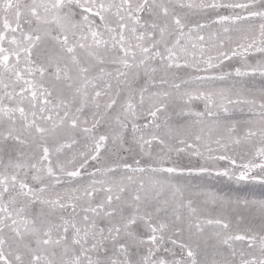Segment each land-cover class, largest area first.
Returning <instances> with one entry per match:
<instances>
[{
    "label": "rangeland",
    "instance_id": "rangeland-1",
    "mask_svg": "<svg viewBox=\"0 0 264 264\" xmlns=\"http://www.w3.org/2000/svg\"><path fill=\"white\" fill-rule=\"evenodd\" d=\"M0 264H264V0H0Z\"/></svg>",
    "mask_w": 264,
    "mask_h": 264
}]
</instances>
